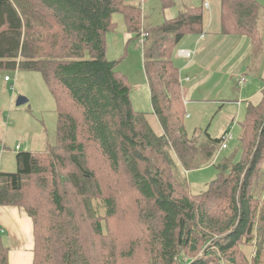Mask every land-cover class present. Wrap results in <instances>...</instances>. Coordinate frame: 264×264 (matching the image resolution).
<instances>
[{
	"label": "trees",
	"instance_id": "trees-1",
	"mask_svg": "<svg viewBox=\"0 0 264 264\" xmlns=\"http://www.w3.org/2000/svg\"><path fill=\"white\" fill-rule=\"evenodd\" d=\"M162 1L165 10L175 5ZM213 1L221 32L247 35L252 54L262 51L264 6ZM145 2L0 0V71L41 73L57 114L55 143L42 151L16 146V171L0 172V205L22 206L32 218L33 264H238L242 245H255L252 264H264V194H256L264 182V89L237 121L239 158L218 164V176L193 192L172 152L188 171L233 139L222 149L231 131L213 137L206 129L209 146L191 145L197 130L191 136L186 126L190 78L173 60L177 49L178 58L194 57L192 50L180 56L179 47L188 35L208 33L210 2L185 0L175 17L144 32ZM117 13L130 41L144 40V48L150 40L143 67L159 130L134 109L126 76L107 58ZM8 251L0 239V264H9Z\"/></svg>",
	"mask_w": 264,
	"mask_h": 264
},
{
	"label": "rangeland",
	"instance_id": "rangeland-1",
	"mask_svg": "<svg viewBox=\"0 0 264 264\" xmlns=\"http://www.w3.org/2000/svg\"><path fill=\"white\" fill-rule=\"evenodd\" d=\"M125 1L129 3L142 2V0ZM192 3L193 5L200 4L201 0H192ZM180 4V0H175L174 7L167 11L162 0H146L142 4L141 30L150 31L167 18L175 17L181 10ZM114 21L117 23L116 28L106 34L107 58L117 60L116 69L126 76L134 109L147 114L153 128L159 130L158 121L152 114L151 94L143 67V52L149 46L150 40L146 41L143 50L138 39L130 41L132 35L129 32L124 14L117 13L114 16ZM177 50L173 60L176 65L180 66L182 60L177 57ZM7 74L12 79L9 82L5 80ZM20 96L27 98L28 101L17 105ZM218 97H226L227 102L219 104L216 110L212 108L215 107V104L203 107L195 104L187 105L186 126L191 136L194 135V130H197L191 145L198 148H201L202 144L205 145L204 147L209 146L205 138L207 136L206 129L213 137H216L223 128L227 127L226 129H229L233 134V139L229 142L228 148L213 155L207 164L204 162L200 164V168L188 171L182 167L178 156L172 152L177 172L179 170L180 176L187 178L188 184L195 193L204 190L218 176L216 168L218 164L236 154H238L235 158L237 160L240 155L239 152L237 153V149L242 128L237 121L244 118L246 105L241 111V109L238 110L237 100L228 98L233 96ZM224 108L225 111L217 113V110ZM56 133V100L46 85L42 74L28 70L0 71V172L16 171V154L18 151L15 148L17 145L20 144L22 150L42 151L47 144L55 143ZM198 152L205 158L204 148L198 149ZM187 159L189 162L191 161V165L199 164L193 153H188ZM263 187V180L258 181L257 196H263ZM3 243L7 244L5 238H3ZM256 249L255 245L254 247L242 245L245 258H239L238 264H252ZM202 255L203 253H200V256ZM222 264L230 263L223 260Z\"/></svg>",
	"mask_w": 264,
	"mask_h": 264
},
{
	"label": "crops",
	"instance_id": "crops-1",
	"mask_svg": "<svg viewBox=\"0 0 264 264\" xmlns=\"http://www.w3.org/2000/svg\"><path fill=\"white\" fill-rule=\"evenodd\" d=\"M184 1L180 0L181 10L184 8ZM208 1L210 2L209 16L206 20L207 27L209 26L208 33L204 34V38L200 34L188 35L179 47L195 53L192 59L180 58L181 76L185 79L190 78L186 82L187 104L201 107L215 104L212 108L216 110L219 104L227 102L226 97L218 96H233L228 98L236 99L238 110L242 111L244 105L257 104L263 96L264 48L259 53L252 54V44L247 35L222 33L215 17L218 3ZM258 2L264 6V0ZM259 27H262L264 36V22L261 20ZM241 79H244L242 84ZM238 102H241L240 106ZM225 108L217 110V113H222ZM226 128H223L218 136L228 130ZM3 238L7 241L9 264H33L34 224L24 207L0 205L2 242Z\"/></svg>",
	"mask_w": 264,
	"mask_h": 264
},
{
	"label": "built area",
	"instance_id": "built-area-1",
	"mask_svg": "<svg viewBox=\"0 0 264 264\" xmlns=\"http://www.w3.org/2000/svg\"><path fill=\"white\" fill-rule=\"evenodd\" d=\"M145 41L142 40L141 41V44L144 45ZM179 55L182 56V57H186V58H189L193 55V52L190 51V50H187V49H181L179 50ZM5 80L6 81H10L11 80V77L9 76H5ZM244 82V79H241L240 80V83L242 84ZM232 139V133L231 132H227L225 135H224V142H223V145H222V149H225L227 148V143Z\"/></svg>",
	"mask_w": 264,
	"mask_h": 264
},
{
	"label": "water",
	"instance_id": "water-1",
	"mask_svg": "<svg viewBox=\"0 0 264 264\" xmlns=\"http://www.w3.org/2000/svg\"><path fill=\"white\" fill-rule=\"evenodd\" d=\"M28 99L23 97V96H20L17 100V105H21V104H24L25 102H27Z\"/></svg>",
	"mask_w": 264,
	"mask_h": 264
}]
</instances>
